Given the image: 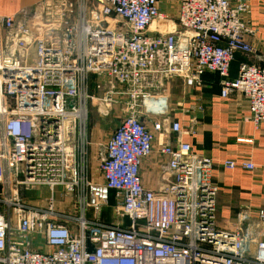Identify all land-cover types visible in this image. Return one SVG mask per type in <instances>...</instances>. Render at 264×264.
<instances>
[{
    "label": "built area",
    "instance_id": "1",
    "mask_svg": "<svg viewBox=\"0 0 264 264\" xmlns=\"http://www.w3.org/2000/svg\"><path fill=\"white\" fill-rule=\"evenodd\" d=\"M177 9L172 30L162 28L169 16L159 0H41L24 19L0 16V264H264V238L240 227L248 216L218 228L213 162L189 143L159 141L171 183L143 184L156 136L187 132L179 122L149 128L141 120L147 86L182 78L198 87L215 73L221 98L241 95L249 119L264 123V64L241 63L230 77L235 55L254 51L247 2L178 0ZM118 96L125 115L96 182L88 173L90 104L105 105L107 117ZM223 165L256 168L250 160ZM40 186L49 196L29 202L27 192ZM58 187L75 197L74 208L57 207ZM112 192L127 224L102 217ZM257 219L264 224V209Z\"/></svg>",
    "mask_w": 264,
    "mask_h": 264
},
{
    "label": "crops",
    "instance_id": "2",
    "mask_svg": "<svg viewBox=\"0 0 264 264\" xmlns=\"http://www.w3.org/2000/svg\"><path fill=\"white\" fill-rule=\"evenodd\" d=\"M245 1L249 6L246 21L253 30V34L246 38L254 51L248 55H235L230 68L231 78L237 77L241 63L259 66L264 64V0ZM40 2L41 0H0V16L24 19V13L35 8ZM177 8L178 0H159L160 11L169 16L163 24L164 30H172L177 25ZM8 49L10 48H5L4 51ZM30 54L33 58V49ZM220 81L218 74L205 73L198 87H188L182 78L164 79L160 87L147 86L151 98L146 100L138 111L141 120L149 128L159 121H163L164 126L179 122L187 132L179 136H156L154 152L141 167L142 181L144 186L151 190H159L171 183V180L162 175L163 166L167 161L158 153L159 141L164 140L173 145L177 142L189 143L195 154L213 162L214 183L218 187L216 212L219 223L224 229H233L239 223V215L245 214L248 216L247 221L240 223V227L257 238H264V224L257 219L258 211L264 209V123L256 126L249 119V103L241 95L233 94L228 99L221 98ZM147 82L151 84V81ZM92 93H97L93 87ZM116 99L118 103L115 106L120 104L125 108L126 98L118 96ZM94 114L105 120L104 113L99 110L96 102L90 104V115ZM124 115L125 112H122L118 120L116 118L112 122L113 125H118ZM90 118L88 173L97 182L101 181L99 158L105 152L109 136L100 132L101 127L94 128ZM227 160H250L256 168L252 171L241 167L228 169L223 165ZM26 198L36 204V198ZM116 203L112 192L110 205L115 206ZM103 215L104 212L102 217L106 222L113 221L112 217ZM122 223L127 224L128 220Z\"/></svg>",
    "mask_w": 264,
    "mask_h": 264
},
{
    "label": "rangeland",
    "instance_id": "3",
    "mask_svg": "<svg viewBox=\"0 0 264 264\" xmlns=\"http://www.w3.org/2000/svg\"><path fill=\"white\" fill-rule=\"evenodd\" d=\"M101 106H103V107H101ZM101 106L98 105L99 110H102L104 113L107 112V107L105 105H101ZM109 112H110L109 116L105 117V120L99 119L98 115H95V114H94V116H92L93 114L90 115V116H92L90 118L91 123H92L91 125L95 126L94 128H96L97 126L101 127L102 130L100 132L105 136H111L112 135V133L114 132V130L117 127V125L116 126L113 125L112 122L116 118L118 120V116H120V114L122 112H125V108L119 104L118 106H113L109 110ZM49 194H50V190L44 186H40V187L36 188V191L27 192V196L32 197V199L36 198L37 202L44 201L45 198H47L49 196ZM56 198L58 199V203H57L58 208H62V206H66V205H69V206L74 208L76 205L75 197L74 196L73 197L66 196L62 187H58L56 189ZM43 204H44V202H43ZM45 204H46V202H45ZM103 212H104V215H103L104 217L105 216H107L109 218L112 217L114 222H120V223L123 222V219L116 217L112 206H110L109 208L105 207L103 209ZM103 212H102V214H103ZM125 220H127V219H125ZM216 224H217L218 228L224 229L223 226L219 223V220L217 219V212H216Z\"/></svg>",
    "mask_w": 264,
    "mask_h": 264
},
{
    "label": "water",
    "instance_id": "4",
    "mask_svg": "<svg viewBox=\"0 0 264 264\" xmlns=\"http://www.w3.org/2000/svg\"><path fill=\"white\" fill-rule=\"evenodd\" d=\"M89 251H92L91 248L89 249Z\"/></svg>",
    "mask_w": 264,
    "mask_h": 264
},
{
    "label": "bare ground",
    "instance_id": "5",
    "mask_svg": "<svg viewBox=\"0 0 264 264\" xmlns=\"http://www.w3.org/2000/svg\"><path fill=\"white\" fill-rule=\"evenodd\" d=\"M99 105V104H98ZM99 106H101V105H99ZM102 107V106H101Z\"/></svg>",
    "mask_w": 264,
    "mask_h": 264
}]
</instances>
